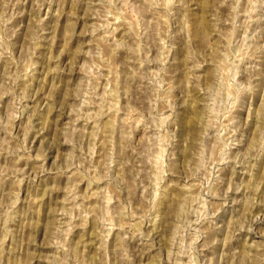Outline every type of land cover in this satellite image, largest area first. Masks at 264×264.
<instances>
[{
	"label": "rangeland",
	"instance_id": "374dc122",
	"mask_svg": "<svg viewBox=\"0 0 264 264\" xmlns=\"http://www.w3.org/2000/svg\"><path fill=\"white\" fill-rule=\"evenodd\" d=\"M0 264H264V0H0Z\"/></svg>",
	"mask_w": 264,
	"mask_h": 264
}]
</instances>
